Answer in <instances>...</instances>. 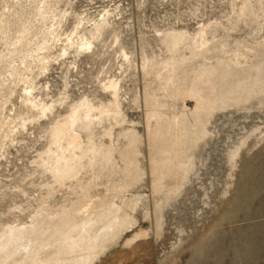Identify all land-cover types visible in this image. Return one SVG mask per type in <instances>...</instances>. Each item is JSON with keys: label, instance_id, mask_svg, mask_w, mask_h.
<instances>
[{"label": "rangeland", "instance_id": "374dc122", "mask_svg": "<svg viewBox=\"0 0 264 264\" xmlns=\"http://www.w3.org/2000/svg\"><path fill=\"white\" fill-rule=\"evenodd\" d=\"M41 1L47 12L44 20L35 16L39 1L0 0V15L8 13L13 24L10 33L0 39V126L5 127L22 110L21 95L29 88L35 87L32 94L36 101L40 98L54 106L53 114L27 121L25 129L15 119L8 137L0 138V228L28 224L45 197L41 184L49 180V173L33 174V169L40 165L39 157L48 147L42 131L51 118L58 110L65 114L68 105L83 96L107 100L101 84L116 79L121 81L126 98L125 127L140 135L143 175L113 194L114 211L125 213L131 224L108 241L91 264H264V64L253 70L259 78L254 92L212 111L201 138L184 158L183 170L160 164L152 171L143 101L151 80L126 66L116 52L121 46L133 53L138 67L143 51L148 56L159 54L162 34H194L207 26L217 29L215 40L228 35L232 45L234 41L252 45L255 50L250 61L264 62V44L259 45L264 34V0H248L254 16L243 21L236 17L242 0ZM94 24L104 26L103 38L90 50L77 52V43L84 34L90 39ZM19 26L28 31L25 50L35 51L42 42L47 49L31 52V61L36 62L31 65L30 61L28 70L16 58L8 61L9 45L15 42ZM113 35L118 44H112ZM70 38L74 46L66 47L62 55ZM35 55L45 57V72ZM240 68L234 69L243 72L248 65ZM184 100L181 96L173 101L174 108L163 110L166 116L179 112ZM194 105V101L185 100L187 108ZM103 183L106 179L96 182L93 195L104 193ZM70 196L69 189H55L47 202L57 207Z\"/></svg>", "mask_w": 264, "mask_h": 264}, {"label": "bare ground", "instance_id": "6f19581e", "mask_svg": "<svg viewBox=\"0 0 264 264\" xmlns=\"http://www.w3.org/2000/svg\"><path fill=\"white\" fill-rule=\"evenodd\" d=\"M35 1H39L35 16L44 20L47 12L42 1ZM7 14L0 15V39L1 36L6 37L13 27ZM250 16H254L252 5L248 0H242L236 17L243 21ZM105 31L102 24H96L89 32L90 39L84 34L78 41L76 51L90 50L94 42L103 38ZM216 32L217 29L207 26L194 34L166 32L157 39L159 54L153 52L148 56L142 49L138 67L134 65L133 53L121 46L116 51L126 66L140 70L145 80H151L144 90L143 101L152 171L159 169L160 164H170L177 168V172L183 170L184 158L201 138L212 111L224 108L230 100L237 101L254 92L259 78L253 70L257 66L262 67L264 62L250 61L255 50L252 45L235 41L232 45L228 35L215 40ZM27 34L23 26L15 30V42L9 45L8 61L16 58L28 70L32 53L38 54V51L46 49V45L45 42L40 43L32 53L25 50ZM112 39L113 45L118 44L116 35ZM262 44L264 34L259 45ZM73 46V39H68L62 55ZM36 57L41 72H45V57ZM32 61L31 65L36 62ZM1 63L3 58L0 57ZM242 65H248V68L243 72L235 71ZM10 75L14 77L15 71ZM101 85L103 92L108 94L107 100L83 96L69 104L65 114L58 110L43 129L48 147L43 150V157H39L40 165L33 169V174L46 176L49 173V180L41 184L46 194L30 215L28 224H10L0 228V264H91L106 243L131 224L125 213L114 211L112 197L143 175L139 160L141 139L136 130L125 127L128 118L124 112L126 98H123L121 81L108 80ZM33 90L29 88L21 95L22 110L11 115L5 127L0 126V138H6L15 119L25 129L27 121L54 113L52 104L48 105L40 98L36 101ZM181 96L194 101V107L187 108L184 100L179 112L166 116L163 110L174 108L173 101ZM102 179H106L104 193L93 195L96 182L102 183ZM61 188L69 189L71 196L59 206L51 207L47 199L52 197L55 189Z\"/></svg>", "mask_w": 264, "mask_h": 264}]
</instances>
